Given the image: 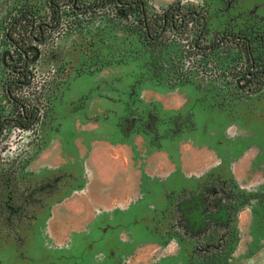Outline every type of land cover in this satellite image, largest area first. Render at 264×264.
<instances>
[{
  "label": "rangeland",
  "instance_id": "obj_1",
  "mask_svg": "<svg viewBox=\"0 0 264 264\" xmlns=\"http://www.w3.org/2000/svg\"><path fill=\"white\" fill-rule=\"evenodd\" d=\"M126 1L145 2L152 20H161L178 3L185 11H199L205 17L199 43L208 50L191 49L202 31L196 23L155 44L147 40L136 13L120 18L114 7L83 17L73 38L58 41V34L50 33L48 46L57 41L66 49L62 62L47 64L42 56L31 66L45 106L41 121L30 130L8 125L0 137V162L20 157L19 191L34 193L20 219L10 226L0 221V264H264V83L244 86L250 69L244 47L219 43L227 35L250 38L264 69V0ZM6 2L13 0H0V12L11 8ZM36 2L46 9V0ZM5 13L0 15V113L12 119L19 110L7 90L12 81L26 79L12 73L19 56L6 36ZM40 14L53 23L49 9ZM40 50L45 54L46 47ZM6 51L12 56L7 54L4 63ZM14 95L32 96L16 87ZM152 111L154 129L153 123L148 126ZM94 142L134 144L137 162L153 154L150 170L138 169L134 194L128 196V170H120L111 183L97 180L95 188ZM166 157L174 165L161 167ZM244 159L249 160L246 169ZM239 167L241 176L251 179L235 181ZM58 176L54 191H39ZM251 183L257 186L253 193L245 190ZM205 186L230 196L222 199L233 204L232 221L193 235L181 227L187 221L179 205ZM81 189L93 211L78 217L82 227L65 241L55 239L48 226L51 212ZM104 199L124 205L110 209ZM245 211L248 222L241 219ZM150 246L161 251L153 255Z\"/></svg>",
  "mask_w": 264,
  "mask_h": 264
},
{
  "label": "flooded vegetation",
  "instance_id": "obj_2",
  "mask_svg": "<svg viewBox=\"0 0 264 264\" xmlns=\"http://www.w3.org/2000/svg\"><path fill=\"white\" fill-rule=\"evenodd\" d=\"M115 1H118L120 7L126 0H102L98 4L93 3L90 5L81 4L82 0H76L73 4L70 3L68 7H62L61 3L59 2L58 7L60 8V12L57 17H54L53 23H48L44 19L39 18L33 24L30 34L31 36L24 38L19 37L20 43L8 40L9 44L15 48V51L19 56V58L15 61V64L13 63L12 65V73L18 74V76L26 79L16 80L18 84L24 81L28 83L33 79L34 73L31 66L32 64L39 63L43 57L44 59L42 62H46L47 64L53 63L52 60L56 62H62V57L65 54L66 47L64 45L62 46L61 42L58 43L57 41L53 42V46H48L51 32L55 33V35L58 34L56 38L58 41L73 38L77 28L82 26L80 22L84 21L83 17H87V19H89V17L91 18V15H96V12L99 10H109L110 7H114L116 9L117 7L114 5ZM73 5L74 8H72ZM119 13L120 12L118 11V14ZM123 15L124 13H121L119 17L125 18ZM23 17L24 14H21L18 17V20L21 21ZM204 19V15L199 11H185L182 5L178 3L176 6L168 9L161 17V20L146 19L145 23L149 24V26L152 28L150 30V38H146L148 41H153L155 44H163L164 42L168 41L167 39H169L168 35L170 33L183 31L191 23H196L198 27L203 24L201 33L192 41L191 49L193 51L205 52L208 49L206 47H201V43H199L200 40L204 39L205 35ZM15 24L16 23H14L11 27L13 28ZM147 31H149V28ZM232 42H237L241 45V47H244V52L249 57L250 69L247 71L246 84L244 86L251 88L252 84L256 81H261L264 83V69L262 65L258 64V61L253 55V41L246 36L239 35H227L226 38L223 37L219 41L221 45H226ZM40 46L46 47L45 54H42ZM213 48L214 46H211V50ZM11 56V51H8V57L11 58ZM16 81H12L9 88H14ZM237 85L241 86L239 80H237ZM8 94L10 96V90ZM44 108V103L40 102V106L34 108V113L26 117V120L33 125L38 124L41 121L40 115L42 114ZM149 113L151 116V122L148 126H152L153 123L154 129V122L157 117L153 111ZM134 118H137V120L141 122L144 120L143 117L139 116H135L133 119ZM132 122L133 120H130L129 126H131ZM60 177L61 176H58L52 181H49L45 186L41 187L39 191L47 189L49 190L46 191L47 193L54 191L57 183L60 180ZM18 190V193H16L14 196H10L5 203L7 209L11 211L9 216L12 218L10 219H20L25 211V208L28 206V203H30V201H32L34 198V193L31 195H25ZM214 196H218L220 198ZM222 196L228 198L230 197L224 189H214L211 186H205L201 191L199 190L198 192L194 193V195H191L190 198H184L182 203L179 205V208L180 211L183 212V217L187 222L183 221L181 227L190 230L193 235H203L213 227H227L232 221L234 207L232 202H230L231 200L226 201V198L222 199Z\"/></svg>",
  "mask_w": 264,
  "mask_h": 264
},
{
  "label": "trees",
  "instance_id": "obj_3",
  "mask_svg": "<svg viewBox=\"0 0 264 264\" xmlns=\"http://www.w3.org/2000/svg\"><path fill=\"white\" fill-rule=\"evenodd\" d=\"M36 1L37 0H13V2L11 3H5L7 6L10 5L11 8L6 13L1 9L2 11L0 12V15H3V13H5V15H8L6 17L9 20L6 34L8 40L20 43L18 37L19 34H24L25 37L31 36L30 34L34 22L41 18L40 13H42V11H45L46 9H49L50 12L54 14V17L58 16L60 8L58 7L59 3L56 2L57 0H46V9L44 7L40 9ZM68 1L73 4L76 0ZM114 5L117 7L116 10L120 12L119 14H117L118 16H120L121 13H124L123 16H125V18H129L132 17L134 13H136L142 23V31L147 38H150V30L152 28L149 26V24L145 23L146 19L149 18L148 8L145 2L124 1V4L119 7L118 1H115ZM72 8H74V5L72 6ZM21 14H24V17L21 19V21H19L18 17ZM14 23L16 24L12 28L11 26ZM148 28L149 31H147ZM199 28L201 31L203 29V24L200 25ZM20 38L22 37L20 36ZM189 53V58H194L196 56V53H192V50H190ZM33 80L34 78L28 83L24 81L20 84H18V82L16 81V85L14 86V88L16 87L18 89L27 88L32 94L31 100L20 99L16 97V95H14V88H8L7 92H9L10 90L11 93L10 96L8 94L10 101L19 110V113L18 117L12 119L0 113V137L3 134L6 126L8 125H14V127L21 130H30L28 129V126L31 123L26 120V117L34 113V108L40 106V102H42V95L38 94L37 91H35L36 88L34 87L35 83H32ZM18 158L20 157L12 159V161L4 159V161L0 162V221L4 222V224H8V226L18 220L16 218L10 219L12 218L9 216L11 211L7 209L5 205L10 196H14L16 193H18V177L16 175V173H18L17 171L20 164L18 163L20 162Z\"/></svg>",
  "mask_w": 264,
  "mask_h": 264
},
{
  "label": "crops",
  "instance_id": "obj_4",
  "mask_svg": "<svg viewBox=\"0 0 264 264\" xmlns=\"http://www.w3.org/2000/svg\"><path fill=\"white\" fill-rule=\"evenodd\" d=\"M133 144V143H132ZM134 145V144H133ZM133 145H129V144H118V145H111L109 143H105V142H94L93 146H92V151H91V155H90V162L93 166V168H95V174L92 175V179L93 181H96L95 188H99V183H97V180L101 181L102 183L107 182V183H111V181H113L115 178H117V176L119 175V172L124 170H128V179L130 181V189L128 190V196L132 195V193L134 194L136 192V182L138 180V178L140 177L139 174V168L141 169L142 166H145V168L149 171L150 167L152 165L153 162V154L150 155V158L147 162L143 163V162H137V157H136V153H135V147L139 148L137 146H133ZM139 153L141 151V149L138 150ZM165 161L161 162V167H163L164 165H174L172 161L169 160L168 157H166V159H164ZM245 160V169L248 168V163L249 160L248 159H244ZM109 161H115L116 165L114 166H107L105 168L104 163L109 162ZM182 163L184 164L183 166L185 167H189L192 168L193 166H191V164H188L185 161H182ZM121 170V171H120ZM242 170L239 167V170L236 169V178L235 181L238 182V180H244V179H251L250 177L248 178L247 176H241ZM246 173H248V171H246ZM263 178V177H262ZM260 179L259 177H256V180ZM255 185V183H251L248 184L245 188V190H247V192H252L253 190L256 189L257 186L253 187ZM85 189H81L79 192H77L76 190L73 191V193L70 196V200H66L63 201L59 207L57 208L56 212H51V215L49 217V229L51 232V235L55 238L58 239L61 237L62 240H66L68 237V234L70 233V231L74 230V229H80L82 226H80L83 221L78 220V217L80 215H83L85 213H88V211H93L90 208V205L88 204V202L85 199ZM254 192H258L254 191ZM105 200V199H104ZM124 202H127V199L123 200ZM107 206V208H116L117 206H119V204L121 203V200H117V199H107L104 202ZM121 205H124L123 203H121ZM120 205V206H121ZM244 218H246V222L250 221L247 215V211H245L242 216L241 219L244 220ZM63 241V242H64ZM63 242H59V243H63ZM152 249V250H151ZM151 250V251H150ZM150 252L153 253V255L155 254H159V252L161 251L160 247L155 246L153 248V246H150Z\"/></svg>",
  "mask_w": 264,
  "mask_h": 264
},
{
  "label": "water",
  "instance_id": "obj_5",
  "mask_svg": "<svg viewBox=\"0 0 264 264\" xmlns=\"http://www.w3.org/2000/svg\"><path fill=\"white\" fill-rule=\"evenodd\" d=\"M7 54H8V51H6V53H4V61H5V58H6Z\"/></svg>",
  "mask_w": 264,
  "mask_h": 264
}]
</instances>
